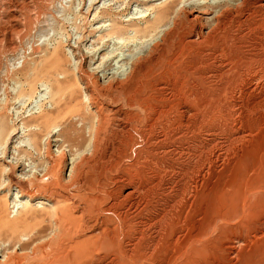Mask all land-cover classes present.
Segmentation results:
<instances>
[{
	"label": "rangeland",
	"instance_id": "rangeland-1",
	"mask_svg": "<svg viewBox=\"0 0 264 264\" xmlns=\"http://www.w3.org/2000/svg\"><path fill=\"white\" fill-rule=\"evenodd\" d=\"M23 2L24 0H0V29L10 30L9 28L15 25L12 22L13 17L17 18V21L20 20L18 24H21L22 32L13 36L9 35L15 45L17 44L16 51L19 55L24 56L30 53L32 47L39 49L40 52L43 49H48L51 52L56 50V56L60 57L61 63L66 68V71H63L64 74H67L65 89L79 96V102L82 104L78 108L79 110L87 109L85 105L88 100L87 89L84 83L88 82V91L95 96L98 106H101L104 112L108 113L106 116L109 115L107 117L111 119L106 140L111 139L109 144L115 146V152L110 147L106 152L116 165L119 164V167L117 172L114 169L109 173L111 168L109 166L112 162L108 164L109 179L103 181L105 187L96 194L92 192L93 189L89 185H77L76 188V185L66 181L68 186L64 188L58 182V177L57 179L55 177L43 178L47 163L44 150L35 151L33 140L27 134H22V131L16 137H12L11 134L18 127L22 130L24 120L27 121L30 116L37 114L39 107L48 101V97L45 99L46 95L42 93L43 98L40 97L39 103L30 108L11 103L4 111L0 110V115L5 117L2 120V122L5 121L4 124L0 125V264H53L54 262L51 260L60 255L66 257L64 264H108L109 257L104 256L105 253L101 250H91L90 256L86 255L79 259L78 251L75 248H78L80 243L91 245L93 242L108 241L110 238L114 242L136 239L137 221L140 216L141 218L143 215L149 216L148 211L161 213L163 210H167L170 212V208L173 209V207H175L173 210L177 216L176 225L173 227L169 224L168 227L170 228L168 231L173 229V233L161 236L162 241L159 239L158 243L154 242L153 244V241H150L151 248L148 250L144 249L147 247V241H142L140 247L147 256L128 264H193L196 261L201 262V260L193 258L191 245L187 246L192 236L200 228L210 223L212 215L224 209L230 210L236 201V209L239 210L242 202L241 196L254 189L257 190L249 192L248 206H241V210L238 211L240 213L244 211L249 217L242 230L243 237L238 240V237L230 236L229 239L233 241L237 252H239L236 264H245L253 252L256 253L258 249L261 251L264 247V237L259 233L264 230V77L259 80V85L256 88L245 92L247 94H237L232 101L224 93L207 97L204 102L219 98L223 100V104L215 110L208 111L204 125L196 126L195 129L190 127L189 131L183 129L180 132L176 131L175 143L166 145L161 132L164 130V125L168 123V119L157 121L152 118V121L140 122L143 118H149L146 110L138 105L130 107L126 103V100L133 98L142 104L144 101L147 102L150 97L151 100H159L158 106H172V101H167V104L164 102V96L156 86L153 88L148 86L149 84L156 85V80L164 70L165 61L159 62L154 70L152 69L147 73V76L139 80L135 93L121 90L120 97H116V93L103 94V90H106L113 81L124 84L125 79L122 76L127 72L134 57L145 56L149 52L153 39L158 37V33L168 30L172 16L159 13L168 0H43L41 3L39 2L40 7H32L27 12L18 7L22 6ZM26 14H29V19L26 18ZM0 40V45H4L2 31H0ZM168 45L171 48L175 46V48L168 54L167 60L180 50L176 40L170 41ZM191 58L188 55V60L185 59L176 69L171 68V70L180 75L182 79L189 77L191 70L188 63ZM21 64L20 60L11 62L7 56L0 53V90L5 82L2 80L5 77V72H14ZM80 69L85 74L82 77L83 81L80 79ZM54 73L56 77L60 75L57 71ZM93 77L99 81V88L93 89L90 86L89 79ZM44 79L46 78L42 79L41 75H38L37 81L30 88L31 92H28L31 94L27 93V96H34L35 87L40 89V81H44ZM220 82L218 86H225L222 81ZM185 85L188 94L197 92L192 81ZM26 89L28 90V88ZM190 106L192 111L190 113H197L196 108L200 107V105L191 103ZM72 109L75 108L68 111ZM126 117H134L135 122L131 124L126 120ZM134 125L143 131L146 128L149 130L150 125L153 126L159 134L149 138L157 142L156 145L160 153H150L146 141L135 134L132 127ZM175 125L177 128L178 123ZM56 129L54 130L56 131ZM121 130L123 133L119 135V139L115 140L114 134ZM89 132L88 128L84 129L83 135L88 138ZM131 135L135 136L134 138L138 142L133 151L130 146L125 144ZM145 136L147 135L145 134ZM138 151L139 153H137ZM53 152L57 154L59 148L54 147ZM176 152L178 153L176 154ZM212 153L211 162L203 163L204 157H210ZM219 155L220 158H218ZM70 157L72 156L67 152L68 163ZM106 162L100 158L93 166L92 172L96 173L98 169H105ZM154 164L157 166L155 167ZM133 173L141 175V180L136 179ZM61 174L67 176L68 168L67 171L66 167L63 168ZM184 174V181L187 180V177L193 179L196 177L194 182L200 184L203 181L205 183V188L203 186V189L196 192L197 194L194 192L192 194L195 199L199 195L206 199L207 204L204 208L196 207L197 203L194 199L192 208L189 205L184 206L186 210L183 207H176L174 195H177L179 189L177 183L182 178L180 175ZM156 176H159L161 180ZM155 177L156 183L163 180L164 187L167 188L166 191H154L153 193L156 195L152 192L147 196L141 194L144 188L151 187V178ZM33 182H35V186L32 184ZM49 185L52 186L49 187ZM124 186L131 187L135 192L136 199L140 200L139 209L144 210L139 214L133 207H128L131 204L129 201L124 203L126 206L123 204L113 205L121 200L120 197H117V193ZM19 195L23 197H16ZM94 196L98 197L96 202ZM25 197H30V200L25 202ZM105 208L108 210L104 212ZM159 212L158 214H160ZM204 212L207 215L201 217ZM253 226H255V230L248 231ZM157 227L155 226L154 229L157 230ZM212 238L213 235L209 233L202 236L201 240L208 242ZM155 245L159 247L153 252L152 248ZM87 256L90 259L87 260Z\"/></svg>",
	"mask_w": 264,
	"mask_h": 264
},
{
	"label": "bare ground",
	"instance_id": "bare-ground-1",
	"mask_svg": "<svg viewBox=\"0 0 264 264\" xmlns=\"http://www.w3.org/2000/svg\"><path fill=\"white\" fill-rule=\"evenodd\" d=\"M28 1L29 0H24L25 3L23 2L22 6H18L19 9L27 12V10L32 7L38 8L40 5L39 2L41 3L43 0ZM159 13H165L172 16L170 18L171 20L169 21L170 27L168 30H162L158 33V37L153 39L149 52L145 56L142 55L139 57H134L131 63L129 62L130 67L127 69V72L123 74L124 76H122L125 79V85L123 82L121 83L119 81H113L109 84L106 90H103V94L107 93L110 95L109 92H113L116 93V97H120L119 94H121V90H124L127 93H135V88H138L139 80L147 76V73H149L152 69L154 70L158 66L159 62L165 61L163 65L164 70H162V75H160V77L156 80V85L149 84L148 86L151 88L156 86L161 95L164 96V102L167 104V101H172V106H158L157 103L159 100L154 101L151 100L150 97H148L147 102L144 101L142 104L138 103V101L133 98L126 100V103L130 107L138 105L139 107L141 106L146 110L148 113L147 116H149V118H143V120L140 122H143L144 120L152 121V118H155L157 121L167 118L168 123L164 125V130L161 133H163V138L165 139L162 140H164L166 145H169L175 143L174 135L176 134V131L180 132L182 129L189 131L190 127L192 129H195L196 126L201 127L206 123L208 111L215 110L223 104V100L219 98H216L214 101L204 102L207 97L212 96L213 94L224 93L225 96H228V99L232 101L237 94H247L245 92L252 91L257 87V85H259V80L264 77V0H168L167 4L161 8ZM29 14H26L27 19H29ZM19 21H17V18L13 17L12 22L15 23V25L11 26L9 28L10 30L0 29V31L3 33L2 42L4 43V45H0V53H3L5 56H7L11 62H15L17 60L22 62L19 68H15L16 70L14 72L10 71L11 73L5 72V77L2 78V80H5V82L2 84V88L0 90V104H2V106H0V110L4 111L11 103L25 106L27 108H30L31 106L33 107L35 104L37 105L39 103L40 97L43 98V96H41L42 93L46 95L45 99L48 97V101L39 107L40 109L37 114L30 116V118L28 117L29 119L27 121L24 120L25 122H21L22 130L20 127L14 129L11 136L16 137V135L22 131V134H27V136L33 140L32 141L30 139L32 142H34L35 151L44 150L47 163L45 164L46 167L44 168L43 178L55 177L57 179L58 177V182H60L64 188L68 186L67 182L76 185V188L77 185H89L93 189L92 192L95 194L97 192L100 193L101 189L105 187V180L109 179L107 175V169L111 167L109 173L112 172V170L114 171V169H116L117 172L119 167V164L116 165L115 161H112L113 159H110V156H107L106 152L108 147H110L111 150L115 152V146L113 147V144H109L111 139L106 140L111 119L107 117L109 115L106 116L107 112L105 113L104 109L101 106H98L99 104L97 103L95 96L88 91V82L84 83L86 86L85 88L87 89L88 100L85 103L87 111L78 109L82 104L79 102L78 95H74L65 89L67 74H64L63 71H66V68H64L63 64L61 63L60 57L58 58L56 56V50L51 52L48 49H43L42 52H40L39 49L32 47L31 52L25 54L24 56L17 53V44L15 45L13 39L11 37L9 38V35L13 36L14 34L17 35L22 32L23 28L21 29V24H18ZM174 40H176L177 44L180 46V50L176 55H173L167 60L166 57L175 48V46L171 48L168 43ZM188 55L192 57L188 63L191 73L189 77L182 79V77L172 71L171 68L176 69V67L180 65L182 61L188 58ZM56 71L60 74L58 77H56L54 73ZM79 71L81 74L80 79L83 81L82 77L85 74L82 69ZM38 75H41L42 79H46H44V81H40V89L35 87L34 96H27L29 94L28 92L30 91V88L37 81ZM189 81L194 83L197 92H194L193 94H188L186 92L185 83ZM220 81H222L225 86H218L221 83ZM89 84L93 87V89L100 87L99 81L94 77L89 79ZM26 88H28V90ZM190 103L194 105H200L199 108H196L197 113H190L192 112ZM71 108L75 109H72L73 111H68ZM66 111L67 113H65ZM3 118L5 117L0 115V125L4 124L5 122H2ZM133 119L134 117H126V120L130 121L131 124L135 122ZM175 123H178L177 128ZM132 127L135 131V134L146 141L151 154L160 153V150H158L159 148L156 145L157 142H155L154 139L149 138L152 135L159 134L155 131L152 125L149 126V130L146 128L144 131L137 129V126L135 125ZM55 128L58 130L56 129L55 131ZM87 128L90 130L88 138L83 135V130ZM122 133V130L119 133H115L113 136L115 140L119 139V135ZM145 134L147 136H145ZM134 137L135 136L131 135L127 142H125L126 145L130 146L131 151H133L135 146L137 147L138 144L136 141L137 139ZM54 147L59 148V152L57 154H54L53 152ZM139 151L137 153H139ZM169 151L170 150H168V152ZM67 152L72 156L70 157L69 163L66 159ZM177 153L178 152H176V154ZM140 156L142 155L140 154ZM212 157L213 153L210 155V157H204L203 163L205 161L211 162ZM100 158L101 160L107 161L105 164V169L101 167L102 169H98L96 173L92 172L93 166ZM218 158H220V155ZM111 162L112 164H110ZM108 164H110V166L107 168ZM154 166L156 167L157 165L154 164ZM65 167L66 171L68 168L67 176H63L61 174L63 172V168ZM198 170L200 172V167ZM133 174L136 179L141 180V175L137 173ZM180 176H182V178L177 183L179 189L177 190V195H174L176 207L185 208L184 206L188 205L191 207L193 206L192 201L194 199L197 203L196 207L204 208L207 204L206 199L202 197V195L197 196L195 199V196H192V194L193 192L197 194L196 192L199 189H203V186L205 188V183H203V181L200 184L194 182L196 177L194 179L187 177V180L184 181L185 174ZM156 177L161 180L159 176ZM156 177L151 178V187L144 188V191H141V194L147 196L150 192L153 193L154 191L156 192L158 190L163 192L166 191L167 188L164 187L165 185L163 184V180L162 182L159 181L156 183ZM34 183L35 182L32 184L35 186ZM50 186L52 185H49V187ZM255 190L257 189L252 191ZM249 192H245V195L241 196L242 202L240 203L241 205L239 210L247 205V201L249 202ZM117 194V197H120L121 200H119L116 205L113 204L114 206L122 204L124 205L125 202L129 201L131 204L128 207H133L136 209L138 214L144 210L142 208L139 209L140 200L136 199L135 192L131 187H121ZM16 197L22 198L23 196L19 195ZM94 197H96L94 198L96 202L98 197ZM29 200L30 197H25L24 201L27 202ZM116 200L118 199L116 198ZM234 203L235 205L230 210L227 209L228 211H226L224 209L223 211L212 215L213 217L210 223L200 228L192 236L191 241L187 244V246L191 245L190 248H192L191 253L193 258H197L198 261L201 260V262L196 261L193 264H236L235 261H237L239 258V252H237V247L235 248V244L231 239H229V237L236 236L238 237V240H241L244 234L242 230L245 228L249 217L244 211H241V213L238 212L239 210L236 209L237 201ZM107 207L109 208V206ZM108 208H105L104 212L107 211ZM173 209H175V207H173ZM173 209L170 208V212L163 210L161 213L159 211L154 212L147 210L149 216L146 215L145 217L143 215L142 218L141 216L138 218V228H136L137 238L135 237L136 239H127L126 241L114 242V240L110 238L108 241L102 240L95 243L92 241L93 243H90L91 245L88 243H80L78 248H75L78 251V258L82 259V257L89 255L91 250L97 251L98 249L105 253L104 256L109 257L108 264H128L129 262H137L143 259L144 256L147 255L144 253V250L142 251V247H140V245H142V241H147V247L144 249L148 250L151 248L149 246L150 241H153V244L154 242L158 243V240L161 238V236H165V234L170 232L173 233V229L168 231V229H170L168 228L169 224H171L173 227L176 225L177 216H175L176 212ZM158 212L160 214H158ZM189 214L191 215L190 212ZM205 214V212L202 213L201 217L205 216ZM58 220H60V218H58ZM100 224L102 223L100 222ZM222 224H224L223 227H221ZM155 226H158L157 230L154 229ZM250 230H255V226H253L248 231ZM209 233L213 235L212 240L208 242L201 240L202 236H206ZM259 233L262 237H264V230L259 231ZM158 247V245H155V247L153 246L154 249L152 248V251H156ZM254 253L255 252L250 255V258L245 264H264V247H262L261 251L258 249V251H256L255 254ZM65 259V256L60 255L53 258L51 261L54 262L53 264H64ZM86 259L88 260L90 258L88 257Z\"/></svg>",
	"mask_w": 264,
	"mask_h": 264
}]
</instances>
